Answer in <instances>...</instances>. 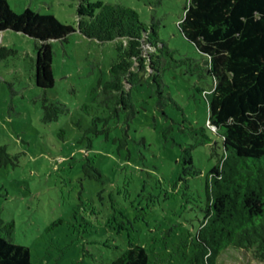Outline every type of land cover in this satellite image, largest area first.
<instances>
[{
    "label": "rangeland",
    "instance_id": "obj_1",
    "mask_svg": "<svg viewBox=\"0 0 264 264\" xmlns=\"http://www.w3.org/2000/svg\"><path fill=\"white\" fill-rule=\"evenodd\" d=\"M10 8L54 16L77 29L80 12L121 3L141 22L157 28L175 57L201 60L178 23L186 0H7ZM121 40L98 43L77 30L52 42L54 86L35 84V40L0 31V46L16 53L0 60V226L13 223L11 240L29 248L31 264H109L123 250L141 245L150 253L187 264L205 205L204 183L216 163L210 145L192 150L193 166L178 177L184 127L208 126V108L196 87L206 79L166 72L168 102L162 116L146 85L133 92L138 111L120 146L118 121L105 118L103 83L117 60ZM67 108L56 121L42 120L43 104ZM172 125L164 143L160 129ZM105 127L107 131H105ZM214 141L219 138L210 130ZM221 146V143H219ZM97 171V172H96ZM5 234V232H2ZM217 264H262L249 253L223 252Z\"/></svg>",
    "mask_w": 264,
    "mask_h": 264
},
{
    "label": "trees",
    "instance_id": "obj_2",
    "mask_svg": "<svg viewBox=\"0 0 264 264\" xmlns=\"http://www.w3.org/2000/svg\"><path fill=\"white\" fill-rule=\"evenodd\" d=\"M178 23L181 34L202 59L175 57L158 35L154 24L140 21L138 13L121 3L103 4L80 12L77 29L49 14L30 9L14 12L0 0V31H13L35 40V84L47 90L54 86L52 42H65L76 30L98 43L121 40L117 60L110 67V80L99 85L105 118L118 121L120 146L127 142L129 127L138 107L133 92L146 85L157 97L156 107L166 117L165 106L175 104L165 93L166 72L206 79L207 87H196L208 108V126L184 127L187 137L180 145V171L175 181L193 166L192 150L210 145L216 163L204 183L205 205L187 264H217L228 249L249 253L264 264V0H186ZM16 53L0 46V60ZM67 108L59 103L43 104L42 120L56 121ZM172 125L160 129L167 143ZM107 131V128L104 129ZM213 132L219 142L207 133ZM221 143V146H219ZM9 155L0 149V161ZM97 172V171H96ZM1 223V222H0ZM13 223L0 226V264H31L29 248L11 240ZM5 232V234H2ZM173 258L148 251L141 245L123 250L109 264H174Z\"/></svg>",
    "mask_w": 264,
    "mask_h": 264
}]
</instances>
